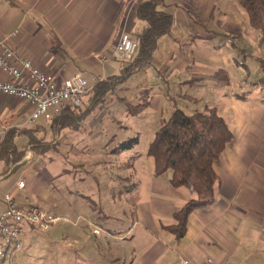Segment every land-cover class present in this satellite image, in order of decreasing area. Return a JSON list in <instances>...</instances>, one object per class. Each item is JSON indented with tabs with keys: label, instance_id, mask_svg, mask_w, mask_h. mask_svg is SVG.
I'll return each mask as SVG.
<instances>
[{
	"label": "crops",
	"instance_id": "1",
	"mask_svg": "<svg viewBox=\"0 0 264 264\" xmlns=\"http://www.w3.org/2000/svg\"><path fill=\"white\" fill-rule=\"evenodd\" d=\"M142 1L0 0V37L18 30L10 37V44L59 81L75 73L104 79L123 72L125 64L113 56L121 34L135 35L146 25L137 15ZM162 9L173 14L174 27L160 39L152 62L131 73L104 103L86 111L77 127L70 123L57 130L56 120L65 113L63 108L53 117L58 116L56 119L29 124L30 102L0 94V143L10 128H34V134L44 137L49 146L38 155L27 145L28 140L19 146L15 139L18 150H26L25 157L13 164L0 157V212L7 207V192L13 193L19 205H34L30 200L34 195L30 189L33 170L39 171L33 174L41 175L46 186H52L73 168L104 162L110 167L107 186L112 199L126 195L133 198L128 203L133 215L128 235L112 233L109 218L115 212L108 213L100 206L97 211L94 205L91 211L76 208L70 222H64L71 226L63 237L64 254H76L84 264H115V260L116 264H177L183 258L200 264L207 257L222 263L264 264V85L257 84L264 68L258 61L260 74L255 79L231 78V72L235 74L238 69L237 57L247 52L244 43L252 40L258 46L259 35L257 39L251 37L256 28L237 0H165ZM259 48L264 59L263 35ZM0 79H6L1 71ZM179 84L192 93L187 90L183 94ZM146 89H150L151 103L138 116L152 113L148 117L152 123L150 143L161 119L176 109L172 101L179 104L183 95L201 103L189 112L179 105L187 113L215 107L234 134L215 164L220 182L214 203L190 215L186 234L180 239L170 226L176 222L175 212L193 194L172 185L171 171L156 176L154 159L147 149L115 151L120 140L114 125L122 122L115 108L125 106L119 97L137 105ZM89 104L90 96L86 95L80 109L87 110ZM66 120L70 122L72 117ZM137 128H142L140 123ZM112 131L111 144L106 146L113 147L106 153L114 155L108 160L91 161L90 148L98 145L97 137ZM40 163L44 164L42 168L37 167ZM20 166L24 169L17 175ZM22 178H26V186L18 188ZM80 179L85 182L86 176L81 174ZM115 181L125 182L124 186L115 187ZM81 221L85 225L81 226ZM96 227L100 233H94ZM32 231L29 228L24 237L31 236ZM51 238L41 240L54 244ZM128 248L131 251L127 252Z\"/></svg>",
	"mask_w": 264,
	"mask_h": 264
},
{
	"label": "trees",
	"instance_id": "2",
	"mask_svg": "<svg viewBox=\"0 0 264 264\" xmlns=\"http://www.w3.org/2000/svg\"><path fill=\"white\" fill-rule=\"evenodd\" d=\"M237 1L247 11L250 24L260 30L264 37V0ZM164 4L165 0H144L138 5L137 15L145 21L146 25L135 34L138 38V47L134 58L122 61L125 64L122 73L98 79L93 84L87 94L90 96L87 110L82 111L80 106L63 107L62 110L65 113H60L59 120H56L57 130L70 123L75 127L80 125L86 111L104 103L108 96L116 94V89L126 82L131 73L152 62L160 39L170 34L174 27V16L162 9ZM260 62L264 68V59ZM257 84L264 85V75ZM119 101L126 106L129 114L138 116L151 103L150 89L140 93L137 105H132L121 97ZM71 117L72 121L68 122L66 119ZM19 135L28 136L27 145L32 149L36 146L40 149L45 146L41 152L49 149L44 142V137L34 134V128H10L0 143V157L8 160L9 164L21 161L26 155V150H18L15 144V139ZM233 138L234 134L229 124L215 107L209 106L192 114L177 107L168 118L161 119V124L147 152L154 159V173L159 176L171 171L172 185L176 188L185 187L193 194V197L174 214L176 222L170 226V229L178 239L185 236L190 215L195 210L206 208L214 203L217 184L220 182L215 164ZM138 142L139 134H136L120 141L115 151L132 149Z\"/></svg>",
	"mask_w": 264,
	"mask_h": 264
},
{
	"label": "rangeland",
	"instance_id": "3",
	"mask_svg": "<svg viewBox=\"0 0 264 264\" xmlns=\"http://www.w3.org/2000/svg\"><path fill=\"white\" fill-rule=\"evenodd\" d=\"M253 30L255 32L251 36L253 39H257L256 36L259 35L257 39L258 46L254 45L252 40L244 43L247 52L245 51L242 53V55L237 57L239 62L236 61L235 64L238 69H235V74L234 72H231V78L246 77L255 79V76L260 74V69L257 67L262 60L260 56H263L261 53L262 50L259 48L262 43V35L258 34V31H256L257 29ZM248 37L251 39L250 36ZM237 82H240V80ZM183 87L184 86L179 84V90ZM187 90L188 88H183V94H185V91ZM188 92L192 93L190 90H188ZM191 93L188 95L192 96ZM183 99L186 100V103L183 102ZM220 100L218 101L222 103L223 101ZM196 101L197 100L193 99V97H184L183 95L182 97H179V104H174V101H172V104L176 105L177 107H180L179 105H183L185 109H188L187 112H189L196 106L201 107V103L199 105V103ZM176 102H178V99ZM117 109L118 107L115 108V115H117L122 120V122L118 125H114V133H118L119 140L122 141L136 135L139 132L141 140H139V142L131 150H133V152L134 150L139 152H143L145 149L148 150L150 144V138H148V134L152 131V123L149 122L148 117H151L152 113H143L140 116H134L126 113L125 106H123L120 110ZM139 123L143 129L137 128ZM112 134L113 131L109 135L103 134L104 136L97 137V141L95 143L98 145H93L91 146L92 148H90L91 161H104L105 159L108 160L109 157L114 155L112 153H106L113 147L106 146L107 143L111 144L110 137ZM101 139L102 141L98 142ZM27 140V135H19L16 138V143L21 146ZM45 144H47V142H45ZM44 148L45 146H43L41 149L40 147L36 146L35 148L33 147V150L39 155L42 153L41 151L44 150ZM131 150L128 149L126 152ZM100 151H103L106 154H102ZM43 166L44 164H37V167L42 168ZM23 169L24 167L20 166L15 171V173L18 175ZM109 170L110 167L108 168L104 162L98 166L90 165L86 167H76L73 168L74 172H65V175H63L62 178L56 179L54 182H52V186H46L41 175L35 176L33 174L38 170H33L31 173L32 180L30 181V189L34 192V195L30 197V200L34 203V205L37 204L39 207H42L52 214L64 216H72V212L75 211L76 208H79V210L86 208L91 211L93 209L91 206L93 205L97 207V211L100 208H104V210L109 211L108 213L115 212L114 214H110L109 224L113 229L112 233H114L116 236L123 237L124 235H128L127 228L133 222V215H131L129 209V204L132 203L133 198L129 195H126V198L123 197L122 199H118V197H116L115 200L112 199L107 186L109 185ZM74 174L76 176H74ZM81 174L86 176L85 182L80 179ZM118 183L119 181H115L114 183L115 187L117 188L123 187L125 182L120 181V183ZM81 193L83 195H80ZM83 221L80 223L81 226L85 225V222ZM70 228V224L59 222L53 224L52 227L47 231L40 232L39 230L34 229V231L31 232V236L24 237V248L21 253L18 254L15 264H69V262L70 264H84L80 261L76 254H69V252L64 254V246H66V243H64L63 237L66 236V230L69 232ZM45 237H53L55 243L50 244V240H47L49 243H45L46 241L41 240V238ZM121 240L123 239L121 238ZM127 242L128 240H125L126 244H128ZM128 251L131 250L128 248L127 252ZM114 262L116 264L117 261L115 260Z\"/></svg>",
	"mask_w": 264,
	"mask_h": 264
},
{
	"label": "built area",
	"instance_id": "4",
	"mask_svg": "<svg viewBox=\"0 0 264 264\" xmlns=\"http://www.w3.org/2000/svg\"><path fill=\"white\" fill-rule=\"evenodd\" d=\"M17 34L18 30H15L9 36L0 37V71L6 75V79H0V94L30 102L32 112L28 118L29 124L51 120L66 105L81 106L83 98L98 78L89 79L81 73H75L61 81L55 79L10 44V37ZM137 47V36L123 32L113 56L121 61L132 60ZM25 186L26 178L20 179L18 188ZM4 201L7 207L0 212V264H15L17 253L24 248L23 239L29 228L47 231L55 223L70 222L67 215L52 214L36 205H19L12 192L5 193ZM94 233H100V228L96 227ZM177 264L197 263L190 258H183ZM200 264L236 263H222L213 257H207Z\"/></svg>",
	"mask_w": 264,
	"mask_h": 264
}]
</instances>
